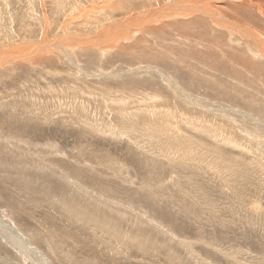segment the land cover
<instances>
[{
  "label": "rangeland",
  "instance_id": "rangeland-1",
  "mask_svg": "<svg viewBox=\"0 0 264 264\" xmlns=\"http://www.w3.org/2000/svg\"><path fill=\"white\" fill-rule=\"evenodd\" d=\"M21 46L0 264H264V0H0Z\"/></svg>",
  "mask_w": 264,
  "mask_h": 264
},
{
  "label": "bare ground",
  "instance_id": "bare-ground-1",
  "mask_svg": "<svg viewBox=\"0 0 264 264\" xmlns=\"http://www.w3.org/2000/svg\"><path fill=\"white\" fill-rule=\"evenodd\" d=\"M254 3V2H253ZM105 4V3H104ZM190 6V5H189ZM191 7H193V5H191ZM190 8V7H189ZM195 11H198V9L199 8H197L196 6H195ZM187 9V8H186ZM190 9H192V8H190ZM194 9V8H193ZM203 9H204V7H203ZM203 9H201L202 11H203ZM188 10V9H187ZM200 10V9H199ZM205 10V9H204ZM142 22V21H141ZM40 45V44H39ZM48 45V44H47ZM42 46V45H41ZM11 46H9V48H10ZM14 47V46H13ZM12 47V48H13ZM16 47V46H15ZM22 47V46H21ZM37 47V46H36ZM8 49V48H3V49H1L0 50V60H2L1 62L2 63H5V62H7V63H10V62H12V59H15L16 57H19V56H21V57H24V54H25V52L26 51H29L30 49L31 50H33V48L31 47V48H29V49H27V47H22L21 49H19L20 50V52H19V50L18 51H14V50H16V48H13V49ZM64 48V47H63ZM36 50V49H35ZM29 53V52H28ZM19 55V56H18ZM33 56V55H32ZM25 57H26V55H25ZM27 58V57H26ZM18 59V58H17ZM18 61V60H17ZM15 62V61H14ZM32 225V224H31ZM52 228V227H51ZM58 229V228H57ZM6 235V234H5ZM11 238V237H10ZM85 242V241H84ZM21 245V244H20ZM94 246V245H93ZM17 247V246H16ZM19 248V247H18Z\"/></svg>",
  "mask_w": 264,
  "mask_h": 264
}]
</instances>
